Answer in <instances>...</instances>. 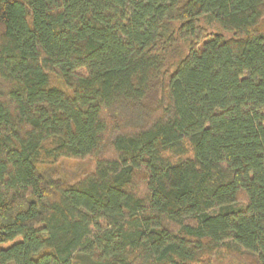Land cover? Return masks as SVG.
Instances as JSON below:
<instances>
[{"label": "trees", "instance_id": "obj_1", "mask_svg": "<svg viewBox=\"0 0 264 264\" xmlns=\"http://www.w3.org/2000/svg\"><path fill=\"white\" fill-rule=\"evenodd\" d=\"M263 17L0 0V264H264ZM89 157L74 183L52 169Z\"/></svg>", "mask_w": 264, "mask_h": 264}, {"label": "rangeland", "instance_id": "obj_2", "mask_svg": "<svg viewBox=\"0 0 264 264\" xmlns=\"http://www.w3.org/2000/svg\"><path fill=\"white\" fill-rule=\"evenodd\" d=\"M200 24L206 29V31L210 33H220L224 37L228 38L231 34L227 31H224L216 22L204 17L201 19ZM258 28L260 31H264V17L260 22ZM179 56L185 55L186 53V44L183 42L179 45ZM176 60V59H174ZM173 62V60H170ZM120 118V117H119ZM119 118L116 117V120ZM123 126V125H122ZM109 154L108 150L105 151V155ZM95 160L94 158H84V159H70L65 158L59 160L52 166V169L57 173L56 177L65 183H74L78 179H80L84 174L92 172L95 168ZM9 244H0V247H7ZM227 261V259H225ZM224 260V262H225Z\"/></svg>", "mask_w": 264, "mask_h": 264}]
</instances>
